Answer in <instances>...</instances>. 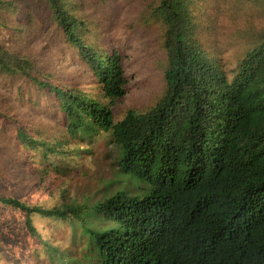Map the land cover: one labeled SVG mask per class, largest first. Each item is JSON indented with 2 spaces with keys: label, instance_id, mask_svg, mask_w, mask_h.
Here are the masks:
<instances>
[{
  "label": "trees",
  "instance_id": "trees-1",
  "mask_svg": "<svg viewBox=\"0 0 264 264\" xmlns=\"http://www.w3.org/2000/svg\"><path fill=\"white\" fill-rule=\"evenodd\" d=\"M204 1L147 0L142 25L163 30L165 91L149 110L116 121L113 108L128 93L125 58L119 48L88 43L86 0H0V10L25 20L45 13L100 91L94 97L40 78L30 55L3 37L1 72L47 91L71 137L109 135L119 175L144 189L52 209L0 194L2 205L26 215L32 236L36 214L72 219L74 245L85 239L84 259L96 264H264V28L246 33L230 77L203 47L196 13ZM17 139L58 153L23 128Z\"/></svg>",
  "mask_w": 264,
  "mask_h": 264
},
{
  "label": "rangeland",
  "instance_id": "rangeland-1",
  "mask_svg": "<svg viewBox=\"0 0 264 264\" xmlns=\"http://www.w3.org/2000/svg\"><path fill=\"white\" fill-rule=\"evenodd\" d=\"M86 3L91 23L85 33L88 43L101 49L119 48L125 58L128 93L113 108L115 120H122L131 109L149 110L164 94L166 63L161 26L142 25L147 0ZM198 10L203 47L231 77L245 50L246 33L264 28V0H205ZM46 18L43 12H33L25 20L19 11L0 10V38L28 53L40 78L97 97L100 89L89 68ZM20 128L53 145L58 153L45 155L44 148L24 147L17 139ZM116 162L109 135L91 140L71 137L47 91L23 76L10 77L0 70L1 195L52 209L86 200L95 203L121 189L131 194L143 191L139 182L119 175ZM31 219L37 237L28 232L24 213L0 203V264H96L84 259L85 239L74 245L72 219L63 222L36 214ZM82 233L78 228L77 241Z\"/></svg>",
  "mask_w": 264,
  "mask_h": 264
}]
</instances>
